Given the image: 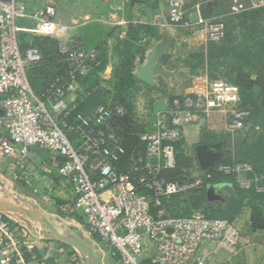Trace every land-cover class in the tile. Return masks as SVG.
<instances>
[{
  "label": "built area",
  "instance_id": "2783aa9c",
  "mask_svg": "<svg viewBox=\"0 0 264 264\" xmlns=\"http://www.w3.org/2000/svg\"><path fill=\"white\" fill-rule=\"evenodd\" d=\"M232 2L231 14L247 10L239 0ZM186 3L187 0H167L166 12L154 14L151 24L185 31L201 28L209 41L224 38L225 26L219 17L199 16L194 21L187 14ZM57 15L54 6L41 7V0H0V156L25 157L31 148L38 147L60 158L58 173L75 188L72 212L82 215L89 229L117 255L121 264H209L201 253L207 244L228 255H238L242 235L234 223L211 219L202 212L173 218L161 209L155 216L151 197L140 193L138 185L154 192L157 198L200 185L202 179L194 185L180 186L159 178V173L176 165L174 143L182 139L186 126L218 116L226 131L245 127L249 111L240 108V87L215 80L200 93L166 101L167 110L155 113L152 130L141 136L145 158H140L142 167L135 171L144 173L135 182L115 165L125 148L111 118L124 115L122 106H99L91 117L79 116L77 125L66 120L77 106L82 90L80 77L99 66L90 63H95V54L74 39L60 40L59 53L70 66L67 79L57 78L41 94L34 91L29 70L42 62L43 55L35 46L23 48L21 33L58 38L69 28L56 20ZM27 23L34 29L26 28ZM69 95L76 97L72 104L67 102ZM218 170L233 174L243 189L258 182L257 178L248 177L253 172L249 164L224 165ZM109 192L113 196L105 199ZM156 205H161L159 199ZM25 230L23 224L0 210V264L14 260L21 264H48L46 256L33 252Z\"/></svg>",
  "mask_w": 264,
  "mask_h": 264
},
{
  "label": "trees",
  "instance_id": "16d2710c",
  "mask_svg": "<svg viewBox=\"0 0 264 264\" xmlns=\"http://www.w3.org/2000/svg\"><path fill=\"white\" fill-rule=\"evenodd\" d=\"M224 11L228 13L227 9ZM219 20L225 26L224 38L220 41H209L206 48L189 54L182 61L187 72L184 77L191 79L190 77L205 73L210 81L224 80L234 84L239 73H254L264 62V7L240 14H228ZM22 37L25 40L29 35L24 34ZM143 38H147L148 43L159 38L158 30L151 25L130 24L126 37L118 40L115 51L119 64L114 73V81L109 83L110 88L104 87L101 79V73L108 64L106 44L96 47L98 57L96 56L95 63L89 62L92 65L99 63V66L87 76L80 77L82 90L79 91L76 100L77 106L66 119L69 124L77 125L80 122L79 116L91 117L99 106H122L125 110L124 115H113L111 118L114 126L118 128L125 148V153L120 155L115 165L120 173L129 174L135 182H138L140 175L144 173V171L137 173L135 168H141L139 160L145 158V143L141 141V136L152 130L156 99L148 100L150 114L146 120L137 116L130 95L141 84L146 87L148 97L160 93V98L171 102L175 97L183 96L167 92V85L164 82H160L159 87H150L140 83L133 75L135 60L142 57L145 52L141 46ZM33 40L35 44L30 46H35L41 51L43 60L29 70V78L35 93L41 94L46 92L57 78L67 79L70 66L59 53L57 41L38 36ZM74 40L80 42L86 50L89 49L90 45L86 40L81 38ZM22 42L23 48L30 47ZM57 69L58 73L55 71ZM240 98V108L249 111L243 129L232 134L227 131L218 133L203 127L201 132L199 144L221 146L226 150V156L213 169H201L195 152L194 155L188 154L184 149L185 141L180 139L174 143L176 165L159 173V178L180 186L194 185L200 178L202 179L200 185L187 192L160 198H157L154 192L138 185L140 193L151 197L150 207L153 215L156 216L161 209L167 216L173 218H186L194 212H202L211 219L226 220L236 225L246 206L255 201L264 202V191L257 190L264 189V107L261 105L260 97L248 90L240 88ZM234 164L251 165L253 172L248 177L257 178L258 182L249 189H243L238 186L233 174H225L218 170L220 166ZM195 168L200 173L199 177L194 175ZM210 183L227 184L225 191L228 207L208 201L206 186ZM156 199H159L160 206L156 205ZM74 217L83 221L89 228L82 217L78 215ZM94 236L101 240L96 234ZM62 247L68 248L66 245ZM33 252L41 253L38 250Z\"/></svg>",
  "mask_w": 264,
  "mask_h": 264
},
{
  "label": "crops",
  "instance_id": "0c3cea01",
  "mask_svg": "<svg viewBox=\"0 0 264 264\" xmlns=\"http://www.w3.org/2000/svg\"><path fill=\"white\" fill-rule=\"evenodd\" d=\"M239 1L246 6V11L264 7V0ZM48 4L56 8L58 14L56 20L69 28L66 34L58 38H51L57 41V44L60 40L81 38L87 41L90 45L88 50L97 57L96 47L106 44L108 64L101 73L102 85L106 88H110L109 83L114 81V73L119 64L115 49L118 40L126 37L128 26L130 24L153 26L151 24L153 15L158 12H166L167 9V0H41V7ZM254 5L259 6L254 7ZM232 6V0H187L186 11L191 19L195 14L200 16V13L205 9L209 12V18H221L231 14ZM226 9L227 14L224 11ZM121 22L125 23L119 24ZM153 27L158 30L159 38L152 39L149 43L146 38L141 43L145 52L142 57H137L135 60L133 75L140 83L150 87H159V83L164 82L167 87H174V91L179 90V83L184 80L183 75L187 73L182 61L189 54L206 48L209 42L207 34L201 28L182 31L174 27ZM161 52H165V54L158 60ZM156 65H160L161 70H155L154 66ZM145 67H152L148 71L150 73V83L143 80V76L147 74L144 71ZM55 71L58 73L59 69ZM190 78L191 84L180 89L178 93H200L211 82L205 73ZM234 84L258 95L261 105L264 107V62L254 73H239ZM138 87L142 88L140 93L146 98L148 112V100L156 99L154 105L161 99L167 101L160 98V93L148 97L146 87L141 84ZM75 100L74 95H69L67 98L69 104H72ZM217 124H220V127L221 125L224 126L222 120L215 116L208 119L207 122L202 123L199 121L186 126L182 137L185 146L196 147L201 140V128L208 126L215 131L220 129V127H215ZM0 158H10L11 164L6 174L11 176L12 182L33 186L35 192H17L19 195L26 197V203H30L32 206L35 205L32 209L41 212L43 215L48 212L61 220H70L67 234L82 238L95 256L93 246L99 245L102 241L94 236L95 234L86 227L83 221L74 217L75 215L82 217V215L72 212L76 198L75 188L71 182L62 178L58 173L61 159L38 147L31 148L25 157L15 154L7 158L0 156ZM223 190L222 194L226 192L225 188ZM112 196L113 192H109L104 195V198L110 199ZM223 196L226 200L224 194ZM220 204L228 207L227 200L225 203ZM236 226L242 235L239 255L229 257L220 250H216L213 244H207L203 247L201 253L209 264H242L241 260H243V264H257L258 262L260 264L264 261V202L255 201L246 206L237 219ZM28 243L32 250H38L41 252V256L47 257L48 264H74L73 259L85 264L79 251L71 246L54 241L52 236L43 240L42 238L37 241L30 240ZM63 245L68 248L62 247ZM10 264L21 263L14 260ZM29 264H35V262Z\"/></svg>",
  "mask_w": 264,
  "mask_h": 264
},
{
  "label": "rangeland",
  "instance_id": "374dc122",
  "mask_svg": "<svg viewBox=\"0 0 264 264\" xmlns=\"http://www.w3.org/2000/svg\"><path fill=\"white\" fill-rule=\"evenodd\" d=\"M24 25L28 29H34V26L32 24L27 23ZM24 34L29 35V37H26L25 40H23V37H22ZM35 36L36 35H34L32 33H21V40L24 41L25 44L30 46V45L35 44L34 40H33V38ZM183 79L184 80L181 83H179L180 89L187 87L188 85L191 84V81H190L191 79H188L186 77ZM141 90H142V88H140V87H138V89H136V90H133V93H132V95H130V97L132 98V103H133V106H134V109H135L137 116H139L141 119L147 120L148 119L147 116H149L150 113L147 111L148 107H147L146 102H145L146 98L144 97L143 94L140 93ZM179 90L174 91V87L173 88L172 87L166 88V91L169 93L179 94V95H187L188 94V93H178ZM157 97H159V96H157ZM204 127H207V129L214 131V129L209 128L208 126H204ZM215 127L219 128L220 124L215 125ZM201 131H203V127L201 128ZM223 131H226V130L224 129V126L221 125L220 129H216L214 132L219 133V132H223ZM227 132H229V131H227ZM230 133L234 134L235 132H230ZM212 147H214V146H212ZM219 147H220L222 152H226V150H224L221 146H219ZM184 149L188 154L194 155L195 146H192V147L185 146ZM10 164H11L10 158L9 159L0 158V200L9 201L12 205H15L18 207H24V208L32 209L33 207H35V205L32 206V204L26 203V201H27L26 197L19 195L17 192L29 193V192H35V190H34L33 186H31V185H26V184L24 185V184L15 182V181L12 182V180H11L12 178L10 179L11 176H8L6 174V173H8V169L10 167ZM194 175L196 177L200 176V173L197 171V169L194 171ZM198 179H200V178H198ZM223 194L226 197L227 192H224ZM6 213L15 222L18 221L21 224H23L24 227H26V230L23 233H24V236H25V239L27 240V242H30V240H36L37 241L41 238H42V240L44 238H51L50 231L48 229H46L42 224L36 223L33 220L26 218L22 214L8 213V212H6ZM45 215L47 218H49L50 221H52L54 223V225L58 228V230L61 233L69 235L67 233H68V229L70 227V225H69L70 220H61V219L51 215L48 212H45ZM29 230H30V232H29ZM93 247H94L95 256L97 254V256H96L97 264H121L117 255L110 248H108L104 242L100 243L97 246H93ZM221 252H223V251H221ZM223 253L226 254V252H223ZM239 253H238V255H239ZM238 255H235V256H238ZM228 256L234 257L231 255H228ZM76 262L78 264H83L82 262H78L77 260L75 261V263ZM241 262H242V264L244 263L243 260H241ZM260 264H264V261L260 262Z\"/></svg>",
  "mask_w": 264,
  "mask_h": 264
},
{
  "label": "water",
  "instance_id": "95a60500",
  "mask_svg": "<svg viewBox=\"0 0 264 264\" xmlns=\"http://www.w3.org/2000/svg\"><path fill=\"white\" fill-rule=\"evenodd\" d=\"M200 16L204 19L209 18V12L207 9L203 10L200 13ZM199 19V14H195L192 17V20L196 21ZM165 52H161L159 54V58L164 55ZM152 67L144 68V71L147 73L143 76V80L146 83H150V71ZM155 70H161L160 65L154 66ZM168 108L167 103L164 100H158L154 105L155 113L166 111ZM195 153L197 157L198 164L201 169L203 170H211L215 167V165L226 155V152H222L219 146L210 147L204 144H198L195 147ZM227 186V184H213L210 183L206 186V195L207 199L210 203H225L226 200L222 194L223 189ZM0 210L8 213H18L24 215L26 218L33 220L36 223L42 224L46 229L50 231L52 239L56 242L66 244L75 248L79 251L83 258L85 264H97V260L93 255V252L89 248V246L82 240V238L64 235L58 231L55 225L41 212L24 207H18L12 205L9 201H2L0 200ZM171 233L172 230H169Z\"/></svg>",
  "mask_w": 264,
  "mask_h": 264
}]
</instances>
